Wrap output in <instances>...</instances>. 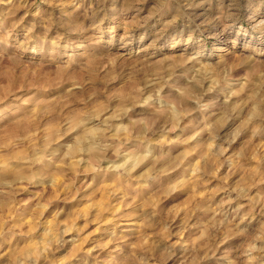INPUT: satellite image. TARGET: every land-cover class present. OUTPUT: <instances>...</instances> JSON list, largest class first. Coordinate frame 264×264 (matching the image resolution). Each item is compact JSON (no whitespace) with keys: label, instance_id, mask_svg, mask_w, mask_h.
Returning a JSON list of instances; mask_svg holds the SVG:
<instances>
[{"label":"clouds","instance_id":"9594fccd","mask_svg":"<svg viewBox=\"0 0 264 264\" xmlns=\"http://www.w3.org/2000/svg\"><path fill=\"white\" fill-rule=\"evenodd\" d=\"M128 2L0 0V264H264V0Z\"/></svg>","mask_w":264,"mask_h":264},{"label":"rangeland","instance_id":"374dc122","mask_svg":"<svg viewBox=\"0 0 264 264\" xmlns=\"http://www.w3.org/2000/svg\"><path fill=\"white\" fill-rule=\"evenodd\" d=\"M123 2V0H121V3ZM40 3V0H36V4H39ZM108 3L111 4V0H108ZM135 6V0H129L128 2V5L126 7L128 8H134ZM33 7H35V5H33ZM24 14V9L21 8L19 10V12L17 13V16H23ZM134 17V11L133 12H130L129 13V16H128V19H129V27H130V30L133 32V33H136V32H139V31H142V29L140 27L137 26V22L136 20L133 18ZM32 19L31 16H29L26 20H25V23H27V20H30ZM145 27H149V25H145ZM19 30V29H17ZM157 47L159 46V42H157ZM151 50V49H150ZM89 191L91 192V189H89ZM82 194V193H81ZM59 195H62V194H59ZM95 197L100 201V202H103L104 199L106 197H108V193L106 191V188L105 187H101L99 189H97V191L95 192ZM78 199V197H77ZM83 211L85 212H89V209L88 208H84ZM94 227V226H90V228L88 229V231H91V228ZM90 239H95V235H93ZM69 264H76V261L75 260H71L69 262Z\"/></svg>","mask_w":264,"mask_h":264}]
</instances>
